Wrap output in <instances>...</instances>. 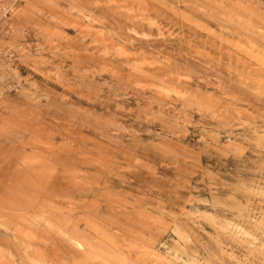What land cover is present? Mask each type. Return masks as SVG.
Listing matches in <instances>:
<instances>
[{
	"label": "rangeland",
	"instance_id": "rangeland-1",
	"mask_svg": "<svg viewBox=\"0 0 264 264\" xmlns=\"http://www.w3.org/2000/svg\"><path fill=\"white\" fill-rule=\"evenodd\" d=\"M0 264H264V0H0Z\"/></svg>",
	"mask_w": 264,
	"mask_h": 264
}]
</instances>
